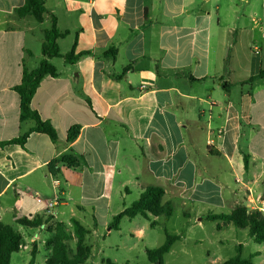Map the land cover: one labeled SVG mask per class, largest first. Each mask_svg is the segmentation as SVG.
I'll use <instances>...</instances> for the list:
<instances>
[{
  "label": "crops",
  "instance_id": "1",
  "mask_svg": "<svg viewBox=\"0 0 264 264\" xmlns=\"http://www.w3.org/2000/svg\"><path fill=\"white\" fill-rule=\"evenodd\" d=\"M210 1L46 0L68 32L61 53L76 42V54H90L50 59L58 76L44 77L32 99L57 140L32 132L24 146L0 147V222L24 237L17 219L50 214L69 229L78 220L87 237L116 251L143 244L146 253L178 236L164 264L197 256L220 264L239 246L242 258L264 264V243L247 229L206 218L238 205L264 214V79L246 82L264 69V0ZM24 3L0 0V142L34 125L20 121L15 87L24 67L39 66L51 27L49 13L42 23L18 16ZM111 48L115 58L106 55ZM64 156L81 167L52 174L49 164ZM149 186L163 188L172 217H123L115 228L114 217ZM31 230L24 248L39 252L50 233Z\"/></svg>",
  "mask_w": 264,
  "mask_h": 264
},
{
  "label": "trees",
  "instance_id": "2",
  "mask_svg": "<svg viewBox=\"0 0 264 264\" xmlns=\"http://www.w3.org/2000/svg\"><path fill=\"white\" fill-rule=\"evenodd\" d=\"M20 17L32 16L37 22L42 23L45 19L48 10L46 8V0H25L23 6L16 10ZM50 14V13H49ZM51 17V27L44 31V40L42 43L43 59L35 69L24 67L21 83L15 87V91L20 97V121H32L34 125L18 138L0 142V147L8 144H20L24 146L27 138L32 132H41L47 134L52 141L58 138L54 126L46 120H43L40 114L31 107L32 99L44 77H57L58 72L56 67L50 62L52 58H64L67 63H74L80 57L90 54L83 52L76 54V42L72 49L65 55L60 51L58 40L65 38L68 32H61L57 25V19L53 14ZM106 55L112 58L116 56V50L111 48ZM127 70V68H126ZM261 78L264 79V69L256 76L250 77L246 82H253ZM78 135V128L72 127L68 132V142H72ZM247 165V159H245ZM68 166L74 169L81 167V162L73 156H64L60 160H55L49 164L50 172L56 176L62 174V167ZM164 190L158 186L147 187L140 195L139 199L132 203L122 213L114 217L112 225L117 228L123 217L133 218L139 214L148 217L151 214L154 217L170 218L174 213V208L170 202H164ZM207 220L230 222L235 227L247 229L250 237L258 243H264V214L259 210L249 211L245 206L238 205L230 213L207 215ZM17 224L26 229L46 228L50 233V237L45 242L48 249L51 250L50 255L45 261V264H95L89 263L88 260L92 255V247L87 243L86 237L90 231L82 225L78 220L72 219V230L63 223L54 221L50 214L36 215L32 218H19ZM156 224L151 222V226ZM75 239V252H71L68 241ZM178 236L167 234L165 242L153 249H147L146 254L148 261L151 264H164V256L172 248ZM24 245L23 235L15 230L11 225L0 222V264H10L14 253L20 251ZM38 249L37 245H33L31 250V260L28 264H34ZM101 264H117L111 260H105ZM125 264H130L129 262ZM220 264H254L249 259H244L241 256V247L237 248V254Z\"/></svg>",
  "mask_w": 264,
  "mask_h": 264
},
{
  "label": "rangeland",
  "instance_id": "3",
  "mask_svg": "<svg viewBox=\"0 0 264 264\" xmlns=\"http://www.w3.org/2000/svg\"><path fill=\"white\" fill-rule=\"evenodd\" d=\"M208 7L212 6L214 8L215 6V0H211L208 4ZM214 14L216 13V10L214 9ZM45 28H49L50 24L45 23L43 25ZM70 44L67 40V42H62L60 47H61V52H65L68 50ZM33 50L36 52H41V45H33ZM56 62V65H60L61 61L60 59L54 60ZM176 222H179L176 221ZM72 230V228H71ZM241 231V230H240ZM25 232V242L29 241L28 234H37L35 230L30 229H24ZM27 232V233H26ZM244 233V232H240ZM116 239H119L118 236H115ZM43 238H46V234H43ZM24 242V245H25ZM87 243L92 247V255L90 259L88 260L89 263H95V264H101L105 260H111L114 263L117 264H125L129 262L130 264H151L148 261L147 254L145 253V248L146 246L143 244L137 245L136 250L133 252H129L127 249V246H122L118 251L115 249L109 248L108 245H106L103 242V239L100 238H95L93 236H88L87 237ZM30 244V243H29ZM24 245L21 247L20 251L17 253H14L11 258V263L10 264H28L29 261L31 260V250L33 249V245H31L28 249L24 248ZM68 246L71 250V252H75L76 248V240L72 239L68 241ZM104 252V253H103ZM49 255L48 248L44 245V247H41L39 252L36 255L35 258V263L34 264H45V258ZM195 262H192L193 260L191 259H184L180 258L179 261H170L168 264H204L202 262V257L197 256L194 258Z\"/></svg>",
  "mask_w": 264,
  "mask_h": 264
},
{
  "label": "built area",
  "instance_id": "4",
  "mask_svg": "<svg viewBox=\"0 0 264 264\" xmlns=\"http://www.w3.org/2000/svg\"><path fill=\"white\" fill-rule=\"evenodd\" d=\"M52 207H53V203H50L47 208L50 209Z\"/></svg>",
  "mask_w": 264,
  "mask_h": 264
}]
</instances>
